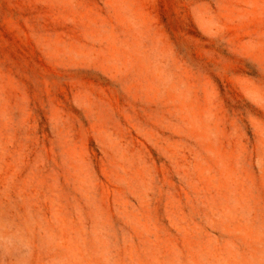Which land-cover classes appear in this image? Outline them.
Masks as SVG:
<instances>
[{
    "label": "rangeland",
    "instance_id": "1",
    "mask_svg": "<svg viewBox=\"0 0 264 264\" xmlns=\"http://www.w3.org/2000/svg\"><path fill=\"white\" fill-rule=\"evenodd\" d=\"M0 264H264V0H0Z\"/></svg>",
    "mask_w": 264,
    "mask_h": 264
}]
</instances>
